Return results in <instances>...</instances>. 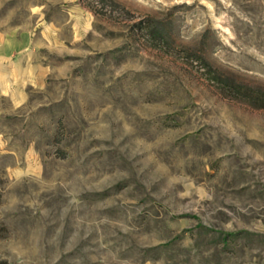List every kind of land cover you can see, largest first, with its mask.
<instances>
[{
    "label": "rangeland",
    "instance_id": "rangeland-1",
    "mask_svg": "<svg viewBox=\"0 0 264 264\" xmlns=\"http://www.w3.org/2000/svg\"><path fill=\"white\" fill-rule=\"evenodd\" d=\"M257 90L264 0H0V264H264Z\"/></svg>",
    "mask_w": 264,
    "mask_h": 264
},
{
    "label": "trees",
    "instance_id": "trees-1",
    "mask_svg": "<svg viewBox=\"0 0 264 264\" xmlns=\"http://www.w3.org/2000/svg\"><path fill=\"white\" fill-rule=\"evenodd\" d=\"M148 24H145V27H147ZM241 87H236L235 90L240 93V90ZM252 95V96H251ZM251 97H254L252 99H254V101L258 102L259 105H261L262 107H264V91H260V90H257L256 92L254 93H251L250 94Z\"/></svg>",
    "mask_w": 264,
    "mask_h": 264
}]
</instances>
